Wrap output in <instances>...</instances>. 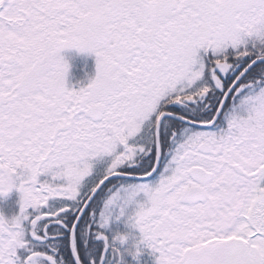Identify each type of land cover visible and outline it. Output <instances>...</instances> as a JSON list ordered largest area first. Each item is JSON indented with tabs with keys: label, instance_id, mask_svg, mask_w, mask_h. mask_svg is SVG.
Instances as JSON below:
<instances>
[{
	"label": "snow or ice",
	"instance_id": "snow-or-ice-1",
	"mask_svg": "<svg viewBox=\"0 0 264 264\" xmlns=\"http://www.w3.org/2000/svg\"><path fill=\"white\" fill-rule=\"evenodd\" d=\"M13 190L0 264H264V0H0Z\"/></svg>",
	"mask_w": 264,
	"mask_h": 264
},
{
	"label": "rangeland",
	"instance_id": "rangeland-1",
	"mask_svg": "<svg viewBox=\"0 0 264 264\" xmlns=\"http://www.w3.org/2000/svg\"><path fill=\"white\" fill-rule=\"evenodd\" d=\"M63 55L65 56V58L68 60L70 64V70H69L68 77H67V81L70 86H77L74 80L80 76L85 77L87 80V83L90 82L92 78H94V76L96 75V71H97L95 53L81 52L77 49H65L63 51ZM5 204H6L5 199L1 200L0 198V211H3L4 214L7 216H11L14 213H16V210H19V207H17L15 212H9L10 210H6V207L2 206ZM16 204L19 206V203L16 202ZM143 260H144V255L143 253H141L140 260L139 262H137V264H144Z\"/></svg>",
	"mask_w": 264,
	"mask_h": 264
},
{
	"label": "flooded vegetation",
	"instance_id": "flooded-vegetation-1",
	"mask_svg": "<svg viewBox=\"0 0 264 264\" xmlns=\"http://www.w3.org/2000/svg\"><path fill=\"white\" fill-rule=\"evenodd\" d=\"M13 195L19 196V193L15 190L9 193L6 197L13 196ZM143 255H144V260H143L144 264H155V257L151 254L150 249H145V251L143 252ZM129 259H131V257Z\"/></svg>",
	"mask_w": 264,
	"mask_h": 264
},
{
	"label": "trees",
	"instance_id": "trees-1",
	"mask_svg": "<svg viewBox=\"0 0 264 264\" xmlns=\"http://www.w3.org/2000/svg\"><path fill=\"white\" fill-rule=\"evenodd\" d=\"M84 80V78L83 77H78L77 79H76V84H78L79 82H81V81H83ZM87 81V80H86ZM75 87H79V86H75ZM3 207H6V204L5 205H2ZM16 208H17V204H16V206H14V208H12L9 212H15V210H16ZM6 210H7V207H6Z\"/></svg>",
	"mask_w": 264,
	"mask_h": 264
}]
</instances>
